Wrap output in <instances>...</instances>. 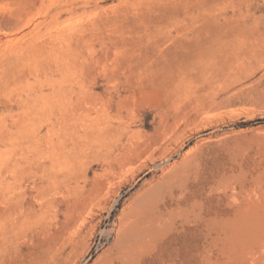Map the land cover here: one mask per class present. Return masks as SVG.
<instances>
[{
    "label": "rangeland",
    "instance_id": "1",
    "mask_svg": "<svg viewBox=\"0 0 264 264\" xmlns=\"http://www.w3.org/2000/svg\"><path fill=\"white\" fill-rule=\"evenodd\" d=\"M158 164L160 264H264V0H0V264H100Z\"/></svg>",
    "mask_w": 264,
    "mask_h": 264
},
{
    "label": "bare ground",
    "instance_id": "2",
    "mask_svg": "<svg viewBox=\"0 0 264 264\" xmlns=\"http://www.w3.org/2000/svg\"><path fill=\"white\" fill-rule=\"evenodd\" d=\"M50 162L49 168L54 167L53 158ZM154 169L151 180L133 197L120 225L119 236L100 264H160L171 253L169 246L175 231V213L183 209L177 198L183 193V175L172 166L158 164ZM50 182L36 179L32 190L37 194L50 192L55 185ZM2 184L11 197L25 192L23 181L15 171ZM32 207L21 205L15 212Z\"/></svg>",
    "mask_w": 264,
    "mask_h": 264
}]
</instances>
